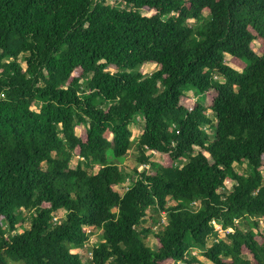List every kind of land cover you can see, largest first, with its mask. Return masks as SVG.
I'll return each mask as SVG.
<instances>
[{
    "label": "trees",
    "instance_id": "obj_1",
    "mask_svg": "<svg viewBox=\"0 0 264 264\" xmlns=\"http://www.w3.org/2000/svg\"><path fill=\"white\" fill-rule=\"evenodd\" d=\"M110 1L0 0V264H264V0Z\"/></svg>",
    "mask_w": 264,
    "mask_h": 264
},
{
    "label": "rangeland",
    "instance_id": "obj_2",
    "mask_svg": "<svg viewBox=\"0 0 264 264\" xmlns=\"http://www.w3.org/2000/svg\"><path fill=\"white\" fill-rule=\"evenodd\" d=\"M110 1V0H109ZM111 2V1H110ZM193 22V21H192ZM251 47L252 49L257 52V53H261V44L259 41L254 40L251 43ZM225 62L228 63L230 66L234 67V68H238V66H236L235 64L230 62V56H226L225 57ZM157 68L156 64H154L153 62H146L144 63L141 67H140V71L142 73H144L145 75L152 73L155 69ZM79 73V70H75L74 74L77 75ZM214 94L213 90H210L208 92V94L206 96L203 95V99L201 95H196L194 92L188 90L186 91V93L184 94L183 98H182V103L187 106V107H191L192 104L194 103V101L198 100V101H202L205 103V105L208 107L209 103H210V96ZM33 109H38V104L33 106ZM208 115L211 117L212 121H214V116L213 113L211 112V110H207ZM81 127H77L76 128V133L79 134L81 131ZM130 129L132 131V137L137 138V136L139 135V125L138 123H131L130 124ZM211 131V129L209 130V132ZM148 153V152H146ZM138 156H139V150L137 148V145L134 143L132 145V147L127 151V153L125 154V156L122 158V161L119 163V167L121 169L122 172L126 173L127 178L125 180L124 183H122L121 185L116 186V189H118L119 191H123L127 185H130V182L132 181L131 178L135 179L137 177V172H141L142 169H145V166L142 165V163L138 160ZM151 158L153 160H161V156L157 155L155 153H152ZM77 156H73V158L71 159V166H75L77 163ZM185 161V158H181L177 161H175V165L180 166L183 162ZM236 171L238 172H244L245 169H248V165L244 162L243 164L239 165L237 163L234 164ZM148 167V166H146ZM96 167L93 168V172L96 171ZM263 174H264V170H263ZM231 188V181L227 180L225 182V186L223 188H221L222 191H227L228 189ZM173 203V201H171L168 198L167 204H171ZM199 206L198 201L197 202H193L191 204V207L193 210H195L197 207ZM157 216L155 214V212L153 210H149L146 213V216L143 220L144 223L149 224V218L150 217H155ZM161 221L162 223L165 221L164 220V216L163 214H161ZM152 222V220L150 221ZM25 224H27V222H25ZM158 224H156L157 226ZM90 238H89V243L86 244L87 249H72V252H78L81 256L82 259H87L89 258L90 254V250H91V245H94L96 242L102 241V236H101V230L100 229H93L90 232ZM221 236H223L222 232L219 233ZM145 243L147 245H149L151 248L155 247V238L153 237V235L149 234L147 236V238L145 239ZM191 256H195L197 260L206 262L208 264H210L209 261L206 260V258L196 249H192V251H189L186 255V259L192 261ZM179 264H187V262H180ZM193 264H197V263H193Z\"/></svg>",
    "mask_w": 264,
    "mask_h": 264
},
{
    "label": "built area",
    "instance_id": "obj_3",
    "mask_svg": "<svg viewBox=\"0 0 264 264\" xmlns=\"http://www.w3.org/2000/svg\"><path fill=\"white\" fill-rule=\"evenodd\" d=\"M215 230L218 231V233H221L224 234V230L221 228L220 224H218L215 220H212L211 221ZM231 230L230 228L227 229V231ZM226 231V230H225ZM91 253V251L89 252V254Z\"/></svg>",
    "mask_w": 264,
    "mask_h": 264
}]
</instances>
